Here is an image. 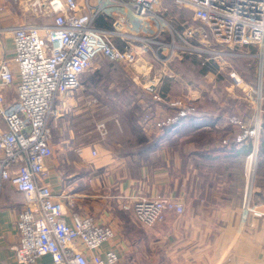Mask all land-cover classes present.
<instances>
[{
  "label": "crops",
  "instance_id": "obj_1",
  "mask_svg": "<svg viewBox=\"0 0 264 264\" xmlns=\"http://www.w3.org/2000/svg\"><path fill=\"white\" fill-rule=\"evenodd\" d=\"M14 1L0 0V66L12 71L16 70L11 28L21 22L19 15L27 13L24 0ZM136 62L116 60L110 65L124 80H119V90L110 97L130 98L144 108L167 111L168 106L155 102L135 78L141 77L142 70ZM150 79H158L156 86L164 98H174L165 77ZM187 91L183 97L193 99L199 117L194 124L183 119L168 132L142 125L140 115L145 112L142 106L135 112V103L128 114L137 113L136 124L128 116L107 117V123L95 121L89 129V111L97 96L74 91L60 96L49 121L53 155L46 161L41 180L53 198L63 203L68 224L75 213L92 215L113 227L114 238L102 248L116 250L120 264H264V153L258 161L256 153L255 165L259 166L250 183V206L259 213L254 215L241 207L247 178L245 158L250 150L245 151L244 143H235V147L222 143L231 135L219 136L220 132L235 127L225 121L221 94L203 84L197 90L187 85ZM3 96L5 104L15 100L13 84L3 86ZM239 113L233 109L229 114ZM261 119L264 123V109ZM100 122L105 124L104 133L97 128ZM244 122L247 125L250 119ZM4 128L0 115V130ZM159 196L182 202L183 212L176 215L167 210L163 220L144 227L122 209V204L137 198ZM22 203L23 194L12 182L1 181L0 264H19L13 252L18 241L14 223ZM58 257V253H45L33 264H54Z\"/></svg>",
  "mask_w": 264,
  "mask_h": 264
},
{
  "label": "built area",
  "instance_id": "obj_2",
  "mask_svg": "<svg viewBox=\"0 0 264 264\" xmlns=\"http://www.w3.org/2000/svg\"><path fill=\"white\" fill-rule=\"evenodd\" d=\"M34 13L67 14L73 12L78 0H27ZM88 9L86 23L36 24L22 22L11 28L13 63L15 70L0 66V115L5 128L0 130V182L11 181L23 194V203L15 220L18 234L13 248L14 258L19 264H33L45 253H58L54 264H120V257L113 248L103 249L105 243L114 238L110 224L100 223L92 215L72 214L70 224L64 218V205L53 198L49 186L41 180L46 170V161L53 155L50 142L49 121L55 111L56 99L80 85L79 79L92 59L105 52L113 60L134 62V48L128 43L119 48L107 37L114 34L93 22L108 15L109 9L119 8L133 16L155 17L165 21L156 11L161 0H80ZM178 6L190 10L195 26L189 37L197 36L203 49L209 54L203 59L216 61L217 57H258V65H264V0H174ZM198 23L199 25H196ZM123 23L113 21L118 30ZM191 28V27H190ZM119 34V33H118ZM128 35L124 34V37ZM131 41L151 40L145 37L128 36ZM140 39V40H139ZM208 45V49L204 48ZM196 49V48H195ZM202 62V63H203ZM229 64V63H228ZM229 67L231 65L229 64ZM151 72L141 73L142 87L150 92L158 104L165 103L167 111L148 106L142 115V124L156 130H164L180 122L196 111V104L189 98H164L157 82L150 79ZM229 77L233 83L243 79L232 69ZM13 84L16 97L5 104L3 86ZM260 95V92H257ZM229 122L239 125L241 132L222 143H243L252 137L253 149L246 155V188L242 199V210L251 209V181L255 169L260 118L255 119L253 129L246 128L235 115ZM97 128L105 131L100 122ZM95 154V151H92ZM130 211L134 220L144 227H151L163 220L170 210L176 215L183 212L182 202L167 197H140L131 203L122 204ZM80 242L83 249L78 248ZM89 255H87V253Z\"/></svg>",
  "mask_w": 264,
  "mask_h": 264
},
{
  "label": "rangeland",
  "instance_id": "obj_3",
  "mask_svg": "<svg viewBox=\"0 0 264 264\" xmlns=\"http://www.w3.org/2000/svg\"><path fill=\"white\" fill-rule=\"evenodd\" d=\"M13 1L14 0H12V2ZM23 2L24 5H26L27 9L25 12L27 13H25L24 16L19 15V17H23L20 23L83 24L87 22L89 17L88 9L80 0L75 2L73 12L67 11L66 15L34 13L30 10V6L27 5L28 1L24 0ZM155 11L163 17L165 21L155 17H136L119 8H113L109 9L108 15L98 17L93 24L95 27H102L108 31L116 32L114 34L110 33L107 38L119 48L123 49L126 47V43L129 45L132 44L134 51H136V54L134 53V62L137 61V68L141 66L140 68L142 69L138 71L145 74L151 72V76L165 77L170 88V93L173 94L174 97L185 99L186 97H183V94H188L187 85L190 86L192 90H197L198 85L203 84L208 90H212L216 94L220 93L222 97L221 100L223 101L222 104L229 107L226 111V117H224L226 123L227 121L229 123V117L233 115L229 113H231L233 109H236L240 112L236 115L237 120H240L242 124L244 123L243 125L248 129L246 122H244L245 118L250 119L252 113L254 124L256 117L259 119L264 109V65L260 72L258 57H217L216 61L209 59L208 61L211 66L215 67V71L208 73L201 72L202 64L200 62L208 57L209 54L205 51H198L199 49H203V45L199 42L197 36L189 37V31L195 26L191 18L190 10L178 6L174 0H161V5L156 7ZM116 19L123 23L122 26L118 27V30L113 27V21ZM124 34L128 36L134 35V37H145L151 41L144 42L145 46H142V43L138 41L132 42L130 38H127L128 36L124 37ZM204 48L208 49L210 47L206 45ZM110 60L111 58L105 52L98 53L92 59L90 67L81 75L79 87L73 90L74 92L84 93L88 97L97 96L95 102L91 104L92 110L89 111V114L94 116L91 115L89 117V119H92V121H89L87 124L89 129L92 122L105 120L107 123V117L111 120L119 119L122 116H128V120L136 124V114L140 112L142 107L145 111L144 105L137 104L134 99L117 98V95L110 97L119 90V80L124 81L122 75L109 69L111 65ZM228 63L231 67H229ZM232 69L237 71L238 74L239 72L242 73V79L245 78L253 82V86L247 84V82L244 81L245 79L243 81L247 84V88L234 84L229 77V72ZM259 74L260 82L258 80ZM172 77L176 79L173 80ZM113 82H115V85H112ZM129 88L130 90H134L132 86ZM258 89L260 90V95L257 93ZM59 100L60 98L58 97L55 104ZM132 103L136 104L134 105V111L137 113L134 114L133 117H130L128 110L133 106ZM137 105L140 108H135ZM84 107L85 106H81L82 112H85ZM142 113L140 118L142 117ZM243 115L246 117H242ZM230 125L233 126L235 124L232 123ZM238 126L239 125H235L233 131H229L228 128L224 129V131L220 132L219 136H232L236 132H239L236 130ZM251 129H253V127ZM260 130V140L262 139L263 145V125ZM87 135L90 139L91 133ZM228 138L231 139V137ZM85 139L83 135L82 140L85 141ZM259 157H261L260 153L257 155L256 161L259 160ZM258 166L259 163H257V167ZM257 167L255 165L256 170Z\"/></svg>",
  "mask_w": 264,
  "mask_h": 264
},
{
  "label": "trees",
  "instance_id": "obj_4",
  "mask_svg": "<svg viewBox=\"0 0 264 264\" xmlns=\"http://www.w3.org/2000/svg\"><path fill=\"white\" fill-rule=\"evenodd\" d=\"M196 25H199L198 23H196ZM115 61L116 60H113V59H111L110 60V62H111V64H113V63H115ZM203 60H201V64H202V68H201V72H205V73H208V72H214L215 71V67L214 66H211L210 65V63H209V61H207V62H203ZM237 72V71H236ZM239 72V71H238ZM239 75H240V77L241 78H243V75H242V73H240L239 72ZM253 77V76H252ZM245 79V78H244ZM243 79V80H244ZM254 79V78H253ZM244 81H246L247 82V84H250V85H252L253 86V82H250V81H248L247 79H245ZM137 91H139V92H141L140 90H137ZM147 97V96H146ZM224 106V110L223 111H227L228 110V106H226V105H223ZM135 108H140V107H138V106H136ZM132 115H134V113L132 114ZM233 115H237V114H233ZM252 116V113H251V115H250V123L249 124H247L246 126L248 127V128H251L252 126H253V116ZM199 117V112H198V110L196 109V111L194 112V113H192V114H190L189 116H187L186 118H184V119H188V120H190V122L192 123V124H194L195 123V121H197V118ZM260 119H261V116H260ZM195 120V121H194ZM136 121H137V119H136ZM229 124H232V123H230L229 122ZM244 124V123H243ZM236 125V124H235ZM235 125H234V127H235ZM262 125L264 126V123L262 122V119L260 120V126H261V128H262ZM171 127H173V125H170V126H167V127H165L164 128V130L163 131H169L168 129L169 128H171ZM260 128V129H261ZM236 130L237 131H239V132H241V129L239 128V126H238V128H236ZM238 132H236L235 134H233L232 136H231V138H233L236 134H237ZM260 136H261V130L259 131V138H258V147H257V154H259V153H261V152H264V144L262 145V143H263V141H262V139L260 140ZM163 137V136H162ZM139 138L140 139H142L143 140V135H141V137L139 136ZM244 143V145H245V151L247 150H250V152L252 151V149H253V145H252V140H251V137L250 136H247L246 137V139H245V141L243 142ZM231 147H235V143H231Z\"/></svg>",
  "mask_w": 264,
  "mask_h": 264
},
{
  "label": "bare ground",
  "instance_id": "obj_5",
  "mask_svg": "<svg viewBox=\"0 0 264 264\" xmlns=\"http://www.w3.org/2000/svg\"><path fill=\"white\" fill-rule=\"evenodd\" d=\"M140 67H139V69H141ZM260 71H261V69H260ZM238 85L241 86V87H245V88L248 87L247 84L244 81H242V80L238 83Z\"/></svg>",
  "mask_w": 264,
  "mask_h": 264
},
{
  "label": "water",
  "instance_id": "obj_6",
  "mask_svg": "<svg viewBox=\"0 0 264 264\" xmlns=\"http://www.w3.org/2000/svg\"><path fill=\"white\" fill-rule=\"evenodd\" d=\"M260 69H261V65L259 64V71H260ZM261 72V71H260ZM258 77H259V82H260V74L258 75ZM258 92H260V90L258 89Z\"/></svg>",
  "mask_w": 264,
  "mask_h": 264
}]
</instances>
